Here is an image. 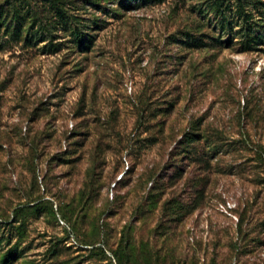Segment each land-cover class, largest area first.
Here are the masks:
<instances>
[{"label": "rangeland", "instance_id": "rangeland-1", "mask_svg": "<svg viewBox=\"0 0 264 264\" xmlns=\"http://www.w3.org/2000/svg\"><path fill=\"white\" fill-rule=\"evenodd\" d=\"M197 1L0 0V264H264V0Z\"/></svg>", "mask_w": 264, "mask_h": 264}, {"label": "trees", "instance_id": "trees-1", "mask_svg": "<svg viewBox=\"0 0 264 264\" xmlns=\"http://www.w3.org/2000/svg\"><path fill=\"white\" fill-rule=\"evenodd\" d=\"M60 0H50V2L52 3V7L55 9V13L62 18V22L63 24H67V21H65L64 18L67 19L66 17V13L64 11V9L62 8L61 4H59ZM97 0H87L88 4H91L92 6H98V3L96 2ZM116 0H113V3ZM161 0H117V5H119L120 8H122L123 10H128L130 8H135L141 4L146 5V3L148 2H160ZM259 1V0H257ZM16 3H12V7L16 6ZM14 10L13 15H22L19 13L18 9L16 7L12 8ZM113 10V9H112ZM194 12L196 13V15L199 17V19L201 18H205V20L208 21V23H211L213 21L214 18L216 17H220L222 22H223V27L225 25L230 24L229 22V13L231 12H236L239 13L240 15H242L244 19L249 18V14L251 13L250 11H247L246 8V4L245 2H243L242 0H236V7L233 10L230 6V0H198L196 2V5L193 7ZM69 17V16H68ZM43 24V23H42ZM47 24H43V26H46ZM19 26H21V28L17 27V29L19 30V32H21L23 30V24H20ZM41 26V25H40ZM214 30V29H213ZM74 35V40L76 41L77 45L80 46L81 48H84L85 50H87L88 48L91 47L92 44V39L87 37L86 33H81L80 31H78L77 29L72 33ZM206 33H199L197 35L193 34L192 32L189 31H184V35L186 36V41L185 44L187 47H201L202 43H201V38L203 36H205ZM203 35V36H201ZM212 38V36H211ZM26 40H28V38L26 37ZM184 42V41H183ZM17 216L20 213V210L17 209ZM3 222H6L5 220H3ZM2 221H0V225L1 223H3ZM129 248V245L127 246V244L125 246L122 247L121 253L118 254L117 251H113V256L115 258V260L117 261L118 264H123L122 263V258L124 257V254H127V250ZM123 250V251H122ZM6 254V253H5Z\"/></svg>", "mask_w": 264, "mask_h": 264}]
</instances>
